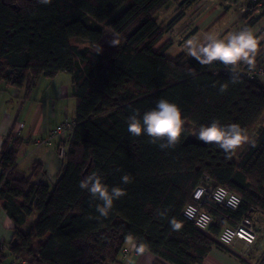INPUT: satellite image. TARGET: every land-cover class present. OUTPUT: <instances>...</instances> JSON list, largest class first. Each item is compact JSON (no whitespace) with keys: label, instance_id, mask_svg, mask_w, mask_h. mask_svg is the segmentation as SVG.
Segmentation results:
<instances>
[{"label":"trees","instance_id":"obj_1","mask_svg":"<svg viewBox=\"0 0 264 264\" xmlns=\"http://www.w3.org/2000/svg\"><path fill=\"white\" fill-rule=\"evenodd\" d=\"M197 1L0 0V83L24 89L27 98L40 78L68 72L76 106L55 182L34 183L38 164L19 169L20 140L9 136L3 144L0 202L16 225L13 238L0 243V264H122L129 242L173 264H202L213 246L225 248L216 239L224 226L264 216V83H233L223 64L201 65L186 52L168 56L174 40L167 35ZM245 2L243 28L252 30L263 14ZM173 4L177 15L164 22L161 13ZM107 29L117 45L105 39ZM160 99L178 105L185 121L179 143L163 150L164 141L127 131L129 116L142 117ZM213 121L239 124L256 146L246 143L229 156L192 135ZM93 173L109 190L126 192L106 218L79 187ZM207 177L241 203L234 210L206 196L202 207L214 221L203 232L183 210ZM173 218L179 231L170 227Z\"/></svg>","mask_w":264,"mask_h":264},{"label":"crops","instance_id":"obj_2","mask_svg":"<svg viewBox=\"0 0 264 264\" xmlns=\"http://www.w3.org/2000/svg\"><path fill=\"white\" fill-rule=\"evenodd\" d=\"M64 76L68 80H62ZM71 92L72 77L68 72H61L52 78H40L27 98L24 89L0 83V155L9 136L20 140L19 169L28 173L34 164H38L41 169L34 183H51L50 178L56 180L62 164L58 156L62 139L54 136L53 132L58 126L74 119L76 106ZM1 172L0 167V174ZM34 218L35 216L30 224ZM15 225L0 202V243L13 238ZM28 227L29 225H24L23 228ZM258 229L259 238L247 254L245 252L248 247L243 242H238L231 248L215 245L202 264H264V243L259 246L264 234V223L259 224ZM127 247L131 250L126 257L134 259L135 264H173L152 253H137L134 242H129ZM126 257L123 255L122 264H125Z\"/></svg>","mask_w":264,"mask_h":264},{"label":"clouds","instance_id":"obj_3","mask_svg":"<svg viewBox=\"0 0 264 264\" xmlns=\"http://www.w3.org/2000/svg\"><path fill=\"white\" fill-rule=\"evenodd\" d=\"M41 5H50L52 0H38ZM112 45H117V41L112 40ZM185 47L189 53L201 65H211L213 62H219L226 68L231 69V79L237 83L239 74L236 67L240 63L249 66L254 65L255 57L258 52V40L255 34L248 28H243L232 33L225 41L216 36L209 35L204 43H198L194 40H187ZM102 49L98 51L100 53ZM194 74V73H193ZM227 85H220L219 91H227ZM185 121L182 118L181 109L175 103L166 99L157 101L155 108L145 112L140 117L139 112H134L127 119V131L133 137L145 135L150 142L157 144L163 149L174 148L180 141L184 132ZM199 141L205 144H214L222 149L227 155H232L244 144L250 143L252 147L256 146L255 140L246 135L244 129L239 124L221 125L218 121H213L210 125L200 126L198 131H193ZM121 182L128 184L131 177L125 174L121 177ZM81 190H86L93 200L99 201L96 205V211L100 217H108L113 208L115 200H119L126 195L124 189L116 186L111 190L102 183L101 177L93 173L79 182ZM170 227L173 231H179L182 224L175 218L170 221ZM144 251L143 245L136 248L137 253ZM125 264H135L134 259L125 258Z\"/></svg>","mask_w":264,"mask_h":264},{"label":"built area","instance_id":"obj_4","mask_svg":"<svg viewBox=\"0 0 264 264\" xmlns=\"http://www.w3.org/2000/svg\"><path fill=\"white\" fill-rule=\"evenodd\" d=\"M252 1L256 3L255 13L263 14L262 18H264V0ZM240 10L241 12H245L247 10V5H241ZM236 72L239 74V77L264 83V64L254 63L252 66L242 64L236 67ZM224 73L231 75V69L225 68ZM72 127L73 122H67L58 126L53 134L63 140L66 132L71 130ZM58 151V156L62 160L65 148L59 147ZM50 181L55 182V179L50 178ZM206 196L211 197L218 205H223L234 210L237 209L241 203V198L237 194L231 192L224 186H216L210 182L208 177L205 178V183L196 187L193 192L195 203L187 204L183 210L184 216L192 221L197 229L203 232H207L214 221L212 215L202 207ZM263 223L264 216L262 214L256 213L254 218L244 217L235 226H224L218 236V242L226 248L235 247L238 242H243L245 246L248 247L245 252V254H247L249 248L257 242L259 238L258 226ZM130 250V247L124 250V257L129 254Z\"/></svg>","mask_w":264,"mask_h":264},{"label":"rangeland","instance_id":"obj_5","mask_svg":"<svg viewBox=\"0 0 264 264\" xmlns=\"http://www.w3.org/2000/svg\"><path fill=\"white\" fill-rule=\"evenodd\" d=\"M243 4H246L245 0H198L186 12L185 19L178 23L172 32L167 35V39L172 38L174 40V45L169 49L168 56L174 57L180 52H186L189 55L185 43L190 39L198 43H204L209 35H213L226 41L232 33L241 30L244 26L240 10V6ZM176 7L173 4L162 11L161 20L168 22L175 17L177 15ZM193 27L199 28L198 33L187 38L188 32ZM251 31L258 40V52L254 63L264 64V18ZM105 39L107 41L115 40L109 29H107ZM71 43L80 44L81 39L72 38ZM242 64L245 63H240L237 66H241ZM66 79L68 80V77H62V80L65 81ZM261 123L262 121L256 126L255 130H257ZM263 243L264 234L260 238L259 246Z\"/></svg>","mask_w":264,"mask_h":264}]
</instances>
